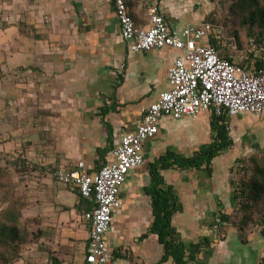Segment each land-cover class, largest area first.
Here are the masks:
<instances>
[{
    "label": "crops",
    "instance_id": "0c3cea01",
    "mask_svg": "<svg viewBox=\"0 0 264 264\" xmlns=\"http://www.w3.org/2000/svg\"><path fill=\"white\" fill-rule=\"evenodd\" d=\"M126 2L138 26L149 25L150 9L158 5L176 32L207 22L213 10H205L202 22L201 0ZM181 55L171 48L130 52L112 0H0V140L10 141L6 149L32 142L36 163L52 166L53 174L80 162L96 174L114 161L122 136L136 132L143 111L171 89L169 70ZM37 113L49 116L41 127L31 126ZM23 114L33 117L21 124ZM245 116L253 117L225 120L233 144L199 169L162 168L159 161L168 154L191 159L219 143L213 113L159 120V133L145 143L144 164L131 170L121 190L123 205L114 211L106 236L110 264H261L264 236L256 233L243 243L232 226L225 225L221 234L219 220L236 209L232 173L238 161L264 146L247 140L243 126L252 119ZM107 147L111 151L99 158ZM153 166L161 186L153 182ZM53 174L40 185L51 201L37 208L43 225L53 231V261L85 264L89 230L84 214L94 204L59 185ZM162 186L177 197L172 226L184 246L178 259L167 255L155 226Z\"/></svg>",
    "mask_w": 264,
    "mask_h": 264
},
{
    "label": "built area",
    "instance_id": "2783aa9c",
    "mask_svg": "<svg viewBox=\"0 0 264 264\" xmlns=\"http://www.w3.org/2000/svg\"><path fill=\"white\" fill-rule=\"evenodd\" d=\"M121 35L132 53L171 48L183 52L169 70L171 89L143 111L140 126L134 133L122 136L113 152L114 161L98 173L90 174L84 162L74 168H59L55 181L79 192L94 204L84 214L89 230V245L85 264H110L106 236L110 231L114 211L123 205L121 190L132 169L145 162L144 146L159 133V120L196 118L210 111L217 118L241 115L260 117L264 114V66L239 50L234 41L224 40L222 49L235 53L225 57L210 44L211 38L224 37L223 30L213 24L189 25L172 31L158 5L149 13V25L138 26L130 14L126 0H112Z\"/></svg>",
    "mask_w": 264,
    "mask_h": 264
},
{
    "label": "trees",
    "instance_id": "16d2710c",
    "mask_svg": "<svg viewBox=\"0 0 264 264\" xmlns=\"http://www.w3.org/2000/svg\"><path fill=\"white\" fill-rule=\"evenodd\" d=\"M228 8V15L240 30H235L233 36L227 39L224 28L217 20V14H212L207 20L208 23L222 29L224 37L220 40L212 37L210 44L221 50V54L229 58L227 53H232L228 49H222L224 40L228 45L234 41L239 50L249 52L252 59L256 61L257 69L264 66V0H222ZM247 34V35H246ZM245 37L249 38L245 41ZM254 40V43L250 42ZM252 47V48H250ZM217 118V117H215ZM226 118L215 119L214 127L218 130L219 143L213 144L206 152L196 155L191 159H182L175 154H168L160 159L161 167L168 168L177 165L181 168H201L204 163H210L221 151L228 149L233 142L227 134L224 126ZM112 148L107 147L99 151V158L104 159ZM20 159V158H19ZM17 162V160H15ZM27 161H18L19 169L27 165ZM16 164H14V167ZM239 179L236 186L235 199L237 209L232 214H221L220 225L232 226L239 234V238L246 243L250 237L256 233L264 236V154L238 161ZM153 182L160 184L161 177L157 172V167L152 168ZM232 180V182H233ZM13 180V168L0 162V202L9 203L0 214V264H10L20 257L21 249L24 245L35 243L38 236L35 232H30L26 223L23 222L22 210L15 199V183ZM82 199V195H80ZM85 200V199H84ZM162 203V207L157 212L156 230L165 245L167 255L175 258L182 256L184 246L178 241L172 226V220L177 207V197L171 187H160L157 200ZM40 224V222H39ZM42 225V223H41ZM225 233V232H224ZM264 264V257L261 261Z\"/></svg>",
    "mask_w": 264,
    "mask_h": 264
},
{
    "label": "rangeland",
    "instance_id": "374dc122",
    "mask_svg": "<svg viewBox=\"0 0 264 264\" xmlns=\"http://www.w3.org/2000/svg\"><path fill=\"white\" fill-rule=\"evenodd\" d=\"M222 0H201V7L199 10L202 14V22L203 14L205 10H209L213 8V10L208 14L206 17V21L211 18L212 14H217V20L220 21V26L224 28L225 35L227 39H229L230 36H233V32L237 29L240 30L239 26L234 23L233 19L228 15V8L225 5H222ZM212 3V4H211ZM213 6V7H212ZM187 17H190L191 14H187ZM241 31V30H240ZM242 33H246L245 31H241ZM247 35V34H246ZM249 40V38L247 37ZM245 37V41L247 40ZM254 43V40L250 39V44ZM252 48V47H250ZM250 52V51H249ZM248 52V54H249ZM25 113V112H24ZM27 116V117H26ZM33 116L23 114L21 116V119H19V122L22 124V122H25V119L31 118ZM49 116H46L45 114H39L37 113L34 117V122L31 123V126L37 125V126H43L44 123H46ZM251 121L248 119L244 122L243 129L246 130V138L247 140H252L253 142L258 141L259 144H264V118H258L256 116L250 117L248 116ZM247 116L242 117L243 119H247ZM19 124V123H18ZM233 127V126H232ZM40 136L43 135L42 131H39ZM245 135V134H244ZM2 137V135H0ZM9 140H0V162H2L6 166H11L13 168V182L15 183L16 188L15 190V199L19 203L22 215H23V222L26 223V227L30 232H35L38 236V240L35 243H29L22 247L20 252V257L10 264H55L53 261L55 258V255L52 251L51 247V239L53 237L52 229L46 228L43 225V217H41V214L39 213V210L37 209L43 207V202L45 199L47 201H51V196L46 194L44 195V190L40 187L41 183L43 182L44 177H48V175L53 174L52 166H42L36 163V153H37V147L32 142H25L20 148H14V149H6V145L9 144ZM155 144L153 145L154 148ZM18 149H20L18 151ZM33 155H32V152ZM264 154V146L262 148H259L257 150H254L253 153H250L244 157H241L240 160L255 157V156H261ZM20 158V159H19ZM17 160V162L15 161ZM18 161L24 162L27 161V165L25 167H22V169H19L17 165ZM14 164L16 166L14 167ZM238 166V164H237ZM237 166L234 168L232 173V180L233 179H239V168ZM53 178V177H51ZM236 179V180H237ZM236 180H233L232 183H237ZM54 182V181H53ZM54 185H56L54 183ZM58 185V184H57ZM233 188L236 189V186L234 184ZM9 203H2L0 202V214L2 211L7 208ZM237 209V205H236ZM235 211V210H234ZM233 211V212H234ZM231 212V214L233 213ZM40 222V224H39ZM42 223V225H41ZM224 226H222L221 234L225 235L224 232L225 229H223ZM260 238L261 234L258 235ZM241 242V241H240ZM234 243V242H233ZM231 244V251H236L235 244ZM263 251H264V238H263ZM238 258V257H237ZM233 261H237V259H233ZM232 263V262H231ZM233 264V263H232Z\"/></svg>",
    "mask_w": 264,
    "mask_h": 264
}]
</instances>
